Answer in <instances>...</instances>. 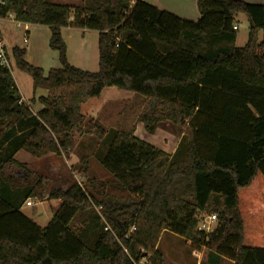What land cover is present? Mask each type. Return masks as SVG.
<instances>
[{
    "label": "trees",
    "instance_id": "1",
    "mask_svg": "<svg viewBox=\"0 0 264 264\" xmlns=\"http://www.w3.org/2000/svg\"><path fill=\"white\" fill-rule=\"evenodd\" d=\"M197 6L199 19L189 20L144 0L6 1L1 16L50 27L60 66L46 74L27 61L25 47H13L34 91H48L36 113L11 69L0 66V264H157L167 230L206 247L211 264H264V3ZM240 14L250 22L244 47L236 46ZM67 26L99 32L97 71L70 63ZM106 87L131 91L142 108L116 130L103 175L88 178L91 156L84 154L78 169L88 185L49 194L61 205L42 227L21 208L43 201V179L15 155L67 153L75 133L104 137L107 128L82 105ZM164 121L185 127L173 154L135 135V122L154 134ZM203 212L217 215L210 233L198 228ZM76 220L100 226L93 245Z\"/></svg>",
    "mask_w": 264,
    "mask_h": 264
},
{
    "label": "rangeland",
    "instance_id": "2",
    "mask_svg": "<svg viewBox=\"0 0 264 264\" xmlns=\"http://www.w3.org/2000/svg\"><path fill=\"white\" fill-rule=\"evenodd\" d=\"M57 3H69L78 5L81 0H51ZM189 14V12H188ZM190 15V14H189ZM197 19V18H196ZM13 21V22H12ZM11 22H7V26L4 27L5 42L7 48L12 54L14 46L28 47L29 50L26 54V59L33 65L42 67L47 74L51 67L60 66L59 54L57 51L49 47L50 31L47 25H37L38 27H32L30 34L25 30L24 25L18 26V21L12 18ZM235 22L237 23L238 37L236 41L237 47H244L248 40L250 22L244 14H240ZM37 28V30H36ZM50 28V27H49ZM47 29L49 31H47ZM92 33L91 35H93ZM90 35V36H91ZM26 36L27 40H24ZM93 38V37H92ZM264 39V30L259 33V40ZM73 40H71V43ZM90 43V41H89ZM93 51L96 50V65L95 69L91 71H97L99 69V51L98 40L96 45L92 40ZM72 53L76 54V45L71 44ZM13 55V54H12ZM94 56V53L93 55ZM11 72L15 79L16 85L20 91V95L24 103H26L33 112L34 104L32 97L35 95H42V89L34 91L32 77L16 66L14 57H11ZM131 91L119 89L117 87H108L104 89L102 95L89 99L82 108V112L87 117H94L98 119L106 128L107 134L104 137H97L95 135H82L75 133L74 135V147L67 153H49L55 157H58L61 161L56 164V169L59 172L56 177L51 175V171L47 166V158L44 156L35 157L27 151L21 150L20 153L15 155V158L23 163H26L28 167L35 173L40 175L43 179V187L45 196L43 201L32 198L34 202L33 206L25 204L21 208V211L33 218L36 223L42 227L46 226L53 217V210L55 203L52 199L48 198L49 194L57 189H68L74 183H79L83 187H86L87 178L78 169L80 158L84 154L91 156V168L89 169L88 178H99L103 175V167L101 160L106 154L110 142L115 136L116 130L123 124L132 122L133 115L137 109L142 108V99L135 98ZM127 104H130V108L122 115L124 108ZM135 107V109L133 108ZM185 127L177 126L170 121L162 122L157 131L151 134L146 131L143 124L140 122L135 123V135L149 144L156 147H165L166 140L169 142V146L173 145L175 139L182 137ZM166 148V147H165ZM42 158V159H41ZM36 162L31 163V161ZM43 160H46L45 162ZM31 163V167L29 166ZM45 165V167H44ZM44 175V176H43ZM53 209V210H52ZM201 214H212L203 212ZM199 215V217H200ZM93 222H80L76 220L74 227L80 233L87 245L91 246L95 242L100 226H96ZM105 220L101 218L100 224H104ZM217 224V220L214 226ZM158 251L161 254V260L157 261V264H211L208 261V249L204 246H195L192 242L185 237L177 235L172 231H164L158 242ZM142 264H152L151 261L144 259ZM221 264H233L228 258H223Z\"/></svg>",
    "mask_w": 264,
    "mask_h": 264
},
{
    "label": "crops",
    "instance_id": "3",
    "mask_svg": "<svg viewBox=\"0 0 264 264\" xmlns=\"http://www.w3.org/2000/svg\"><path fill=\"white\" fill-rule=\"evenodd\" d=\"M144 1H146L150 4H153L160 9H164V10L170 11L172 13H175L176 15H178L182 18H186L189 20H197L200 17V12H199V9L197 6V0H144ZM245 1L252 3V4H263L264 3V0H245ZM188 12L190 15L188 14ZM12 18H14V15H12L11 17L9 16V17H7L1 21L0 26L2 29L3 35H4V29H5L4 27L7 26V22L12 21ZM17 25L18 26L24 25L25 30H27L28 34H30L32 27H38L35 24L23 23V22H19V21H18ZM48 29L51 30L49 27H48ZM48 29H47V31H49ZM36 30H37V28H36ZM61 31H62V35H63V37L67 43V46H68V59H69L70 63L77 66V67L85 69V70L91 71V70L95 69L96 50H95V52L93 51L94 48H93L92 40L94 42V45H96V40L99 39V32L97 30H92V29H87V28H79V27H73V26L63 27L61 29ZM92 33H94V34L91 35ZM50 36H51V31H50ZM4 37H5V35H4ZM49 39H50V37H49ZM71 40H73L72 43H71ZM89 41H90V43H89ZM71 44H73L74 46L76 45V50H77L76 54L72 53ZM26 49L28 52L29 48L26 47ZM93 53H94V56H92ZM106 88H108V87H106ZM42 91H43V94L42 95H35V100L33 101L35 113L44 108L43 104L38 101V98L40 96H47L48 91L45 89H42ZM102 93H101V95H102ZM132 95H134V93ZM83 105H82V108H83ZM180 139H181V137L175 139L172 146H169V142H168V140H166V142H165L166 144H164V146L166 148L162 147L160 149L164 150L165 152H167L169 154H173L177 149V146H178ZM157 148H159V147H157ZM18 153H20V151H18ZM45 157H48L47 158V162H48L47 166L49 167V170L51 171V175H54L56 177L57 174L59 175V172L56 169V166H57L56 164H59L61 160L58 157L53 156L52 154L46 155ZM43 161L45 162L46 160H43ZM34 162H36V160L31 161V163H34ZM31 163H29V166L31 165ZM44 167H45V165H44ZM53 202L55 203V207H54V210L53 209L52 210H53V213H55L59 209L61 203L57 200H53ZM24 204H23V206H24ZM221 263H222V261H221Z\"/></svg>",
    "mask_w": 264,
    "mask_h": 264
},
{
    "label": "built area",
    "instance_id": "4",
    "mask_svg": "<svg viewBox=\"0 0 264 264\" xmlns=\"http://www.w3.org/2000/svg\"><path fill=\"white\" fill-rule=\"evenodd\" d=\"M6 1L7 0H0V11L4 8V6L6 5ZM13 14H10L8 16H1L0 15V23L3 19L7 18V17H11ZM234 28L237 29L239 28L237 23L234 25ZM24 40L26 41L27 38L26 36L24 37ZM11 57H13L12 54H10L6 42H5V38L0 26V66L2 67H6L11 69ZM26 204L29 206H33L34 202L32 201V199H28L26 201ZM200 215V214H199ZM198 215V228L199 230L204 231L205 233H210L212 232L216 225L214 226L215 221L217 220V215L215 213L212 214H201L200 217ZM105 229H109V227L107 226ZM132 230H134V228H132ZM131 230V231H132ZM138 264H142V261Z\"/></svg>",
    "mask_w": 264,
    "mask_h": 264
}]
</instances>
